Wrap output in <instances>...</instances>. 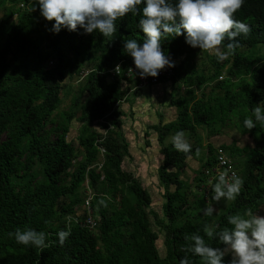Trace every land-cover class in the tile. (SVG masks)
<instances>
[{
	"label": "trees",
	"instance_id": "obj_1",
	"mask_svg": "<svg viewBox=\"0 0 264 264\" xmlns=\"http://www.w3.org/2000/svg\"><path fill=\"white\" fill-rule=\"evenodd\" d=\"M33 4L36 10L30 11ZM144 6L146 0L137 6V14L118 18L115 37L109 40L99 31L87 34L82 28L50 31L55 22L39 18L37 0H0V264H179L185 235H205V226L230 228L229 215L243 214L247 209L254 213L264 206V125L257 123L247 130L243 124L246 118L254 119L255 107L264 108V0H245L234 13L233 18L250 25L251 32L237 37L239 47L230 55L231 60H216L215 71L208 76L202 73L195 80H176L184 76L182 67L190 53L200 48L187 44L185 35L162 37L166 56L184 58L175 64L172 77L175 92H182L171 99L176 118L151 126L165 157L157 169L165 198L160 214L151 208V196L140 180L122 167L123 159L131 154L121 132V113L114 106L125 90L99 73L118 59L131 57L124 50L126 40L135 39L143 45L147 38L139 20ZM14 14L25 19H12ZM242 46L259 48L256 52L238 51ZM50 59L54 60L52 66H48ZM84 63L90 71L77 97L80 101L83 91L89 97L80 104L81 126L75 144L67 139L71 115L61 112L55 123L50 117L60 103L65 74L79 73ZM225 64H229L225 78L213 85L217 92L198 96L197 89L201 91L216 80ZM105 115L99 125L103 131L94 129L93 121ZM230 124L250 136L253 146L240 147L234 141L220 145L237 159L234 164L244 184L234 201L216 203L212 186L217 180L210 182L204 172L214 165L216 147L211 142L204 147L198 144L185 154L175 149L172 137L178 131L197 133L198 126L220 133ZM99 145L104 147L100 167ZM199 147L203 151L192 179L193 192L180 175L186 158L194 156ZM86 197L95 220L90 228L70 218ZM101 199L107 207L99 204ZM200 202L213 204L216 213L204 216L202 208H197ZM150 215L156 229L151 227ZM17 228L44 232L49 247L40 252L18 244L9 235ZM62 230L70 231L63 246L58 238ZM160 232L163 255L157 245ZM205 240L211 246H222L206 235ZM191 259L193 264H202L198 256Z\"/></svg>",
	"mask_w": 264,
	"mask_h": 264
},
{
	"label": "clouds",
	"instance_id": "obj_2",
	"mask_svg": "<svg viewBox=\"0 0 264 264\" xmlns=\"http://www.w3.org/2000/svg\"><path fill=\"white\" fill-rule=\"evenodd\" d=\"M37 2L42 15L39 18L45 23L48 21L55 22L50 31L59 33L62 28H67L69 31H77L82 28L87 34L99 31L104 38L112 40L117 32L115 21L118 18H123L128 13L137 14L140 11L137 6L142 3V0H37ZM244 2L245 0H177V2H173V0H146V6L142 9V18L139 20V25L143 33L146 34L144 37L147 39L142 46L138 45L135 39L126 40L124 50L131 57L118 59L105 70L99 71V73L106 75L108 81L115 80L119 82L121 88L125 90L124 96L117 100L114 108L120 102H123L131 92H133L132 99H134L149 87L156 86L162 81H172L174 66L180 63V60L177 63L175 59L182 57V60L184 55L176 57L166 56L161 48L162 37L185 35L187 44L194 48H200L197 52L201 50L207 51V54H214V59L216 57L218 61L227 60L229 57L232 58L230 55H233L235 49L239 47L237 37L241 34L247 36L251 32L250 25L233 18L234 13L241 9ZM35 10L36 4H33L30 11ZM226 40L227 42H225ZM242 47L238 51L242 52ZM258 48L255 49L258 51ZM132 58L141 77H156L159 71L166 66L171 67L172 74L167 78L159 79L155 84L139 86L136 79L126 78L122 75L124 68ZM191 60L190 57L183 64L184 73L188 69L187 64L194 65ZM53 64L54 60L50 59L48 66ZM116 65H119L120 73L111 72V69ZM89 71V66L85 65L79 73L65 74V78L62 80V85L65 87L60 89V103L50 117L54 123L61 119V112L71 115L72 113L75 114L76 110L75 120L78 121L79 127L81 126L80 104L86 101L89 94L87 91H83L80 95V101H78L77 96L80 90L75 94L71 91L74 86L72 77L79 82L80 86L84 76ZM197 76L199 75H194L188 80H195L194 78ZM67 77L69 80H66ZM178 78H184L185 80V76ZM221 79H223L222 75L213 82ZM188 80L185 81L187 82ZM137 90H139L138 93H136ZM68 91H71L72 94H67ZM74 95L76 96L73 97ZM65 100L69 101L67 107L69 109L67 111L60 109L61 104ZM116 109L119 110V108ZM253 117L254 119L246 118L244 120L245 129L251 130L256 127L257 123L264 125V108L255 107L253 109ZM105 118L106 115L101 119H97V121L104 122ZM69 123L70 120L68 126ZM50 125L51 123L48 124V126ZM97 130L103 131L99 126H97ZM77 135L75 137L76 140ZM172 144L179 152L185 154L191 152V145L186 140L183 131L176 132L172 137ZM101 148L104 149L102 145H99V154L102 155L101 160H98L99 167L103 163L104 151H101ZM218 148L224 149L222 146L215 148L214 165L204 170L210 182L217 180L212 186L214 193L212 200L216 203H219L222 199L234 201L241 193L244 180L239 177L233 158L226 149L224 150L232 159L237 174L232 172L231 176H229L227 172H222L217 178L206 173L207 169H212L216 164V150ZM164 159L165 157L161 153V164ZM82 204L75 215L78 214L79 216L85 212ZM99 204L107 207L103 199L99 201ZM201 211L204 216H212L217 209L213 204H207ZM227 220L232 227L216 230L205 226L203 229L209 240L218 241L222 246H211L206 242L205 235H201L199 232L185 235V244L181 247L184 256L180 259L179 264H193L191 256H198L202 264H264V215L254 214L252 209H247L243 214L229 215ZM9 235L14 236L18 244L35 247L40 252L49 247L48 243H46V234L42 231H36L31 228L25 230L17 228L14 233ZM69 236L70 231H60L58 233L59 244L63 246ZM225 257H230V259L226 260Z\"/></svg>",
	"mask_w": 264,
	"mask_h": 264
},
{
	"label": "rangeland",
	"instance_id": "obj_3",
	"mask_svg": "<svg viewBox=\"0 0 264 264\" xmlns=\"http://www.w3.org/2000/svg\"><path fill=\"white\" fill-rule=\"evenodd\" d=\"M18 17L19 16L17 14H14L12 16V19L17 20ZM24 19V16L19 17V20L21 22ZM241 51L256 52L257 49H252L250 47L244 46L241 48ZM206 52L207 51L201 50L199 52L190 53L192 59L191 62H194V65H189L186 63L188 65V69L186 73H184L185 78L194 77V75H200L202 73H204L205 76H208V74L213 71V69L215 68L213 64L217 60V58L215 57L214 59V54L208 53V55ZM181 58L182 57H179L178 59H175V61L178 63ZM229 59L231 60V58ZM84 65H86V63H84ZM227 67L228 65H225L220 70V74L223 76V78H225L226 76ZM72 79L74 86L71 88V91L73 93H76L79 90V82L75 80L74 77H72ZM66 80H69V78L67 77ZM216 82L217 81L205 85L201 91L198 88L196 94L200 96L201 92H203L207 96L210 93V90H213V93H216L218 89H215L213 87ZM132 93L133 92L127 95L126 99L123 102H120L116 107L119 108L121 113V132L128 142V150L131 153L130 158L128 157L123 159L122 167L124 170L133 173V175L140 180L142 186L147 189L151 196V208L154 212L160 214L162 212V203L165 200L164 187L159 184L157 177V169L161 165V153L159 147L160 145L157 141V134L155 133L156 131H153V129L150 128V125L156 124L158 122H163L164 120L170 121L172 118L171 116H173L174 118L176 110L175 107L171 105L169 106L166 99H163L161 95H158L160 93V90H157L155 88L149 87L147 90H145V92H142V94L136 96L134 99H132ZM68 104L69 101L65 100L61 104L60 109H65V111H67L69 109L67 108ZM241 110H244V107H242ZM75 115L76 110L75 114H71L67 139L72 140L75 144H77V140L75 137L78 133L79 123L77 120H75ZM101 123L102 121L96 120L93 122V127L97 129V126H99ZM196 129L197 133L192 132L190 134H185V138L191 145V147L198 144L204 147L207 142H211L214 146L217 147L221 144H230L232 141H234L240 147L246 144L253 146L252 138L246 134L243 135L239 133L235 129V126L233 124L223 126L220 129V133H210L209 130H204L205 128L201 126H198ZM201 151H203L202 147H199V150L195 152L194 156H189L188 158H186L187 165L182 170L180 175L187 184H191V189L193 192H195V189L192 179L195 175L196 169L200 164L198 162V156L200 155ZM79 157L80 156H78V158ZM101 158L102 155L99 154L98 160H101ZM233 161L234 163H236L237 159L233 158ZM239 171L241 174L240 168ZM82 195L84 197V192H82ZM192 195V193L189 194L190 200L191 198H193ZM207 199H210V196ZM196 205L193 206L194 209L196 208ZM204 207V202H200L197 206V208L199 209ZM256 213L264 215V206L254 212V214ZM149 218L151 227L153 229H156L153 217L150 215ZM159 235L160 237L157 241V245L160 255H163L165 246L163 244L162 232H160Z\"/></svg>",
	"mask_w": 264,
	"mask_h": 264
},
{
	"label": "built area",
	"instance_id": "obj_4",
	"mask_svg": "<svg viewBox=\"0 0 264 264\" xmlns=\"http://www.w3.org/2000/svg\"><path fill=\"white\" fill-rule=\"evenodd\" d=\"M111 72L113 73H120L121 69L119 65H116L113 69H111ZM172 74V69L171 67H165L164 69L160 70L158 73V76L152 77V76H147V77H141L139 75V70L136 69L134 60H132L127 64V66L124 68V71L122 72V75L126 78H132L136 79L137 82L139 83V86H145L148 84H155L159 81L161 78H167ZM101 151H104L103 148H101ZM222 172H227L229 176H231L232 172H236L234 164L230 156L225 152L224 149L218 148L216 150V164L212 169H207L206 173L210 174L212 177H217L218 175ZM90 200L89 197L85 198L84 203L82 204L83 210H85V217L82 219H79L78 214L75 216H71L73 220L76 222L80 223L81 225L88 226L89 228L95 225V220L91 216V210H90Z\"/></svg>",
	"mask_w": 264,
	"mask_h": 264
},
{
	"label": "crops",
	"instance_id": "obj_5",
	"mask_svg": "<svg viewBox=\"0 0 264 264\" xmlns=\"http://www.w3.org/2000/svg\"><path fill=\"white\" fill-rule=\"evenodd\" d=\"M184 78H177L176 80H182ZM175 84L174 82L172 81H162L160 84L156 85V86H153L152 88H155L157 90H160V93L158 95H161L163 97V99H166L167 103L169 104V106L171 105L169 103V101L171 100L172 97H175V95L177 94H181L182 92H179V93H176L175 92V87H173L172 85ZM172 91V93H171ZM171 95V96H170ZM172 106V105H171ZM174 107V106H173ZM169 111V110H168ZM176 115V114H175ZM171 120L174 119L173 116H171ZM175 117V116H174ZM169 120H164L163 122H158L156 124H159V123H166L168 122ZM156 124H152V125H156ZM150 125V128L151 126ZM131 154V153H130ZM128 158V157H127Z\"/></svg>",
	"mask_w": 264,
	"mask_h": 264
},
{
	"label": "bare ground",
	"instance_id": "obj_6",
	"mask_svg": "<svg viewBox=\"0 0 264 264\" xmlns=\"http://www.w3.org/2000/svg\"><path fill=\"white\" fill-rule=\"evenodd\" d=\"M172 85V84H171Z\"/></svg>",
	"mask_w": 264,
	"mask_h": 264
}]
</instances>
